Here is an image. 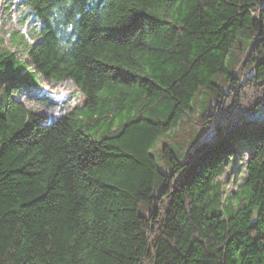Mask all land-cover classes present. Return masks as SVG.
Instances as JSON below:
<instances>
[{
    "label": "trees",
    "instance_id": "1",
    "mask_svg": "<svg viewBox=\"0 0 264 264\" xmlns=\"http://www.w3.org/2000/svg\"><path fill=\"white\" fill-rule=\"evenodd\" d=\"M91 1L23 0L40 37L0 47V264H264V0ZM67 80L85 103L54 119L19 97ZM202 90L201 133L156 156Z\"/></svg>",
    "mask_w": 264,
    "mask_h": 264
},
{
    "label": "rangeland",
    "instance_id": "2",
    "mask_svg": "<svg viewBox=\"0 0 264 264\" xmlns=\"http://www.w3.org/2000/svg\"><path fill=\"white\" fill-rule=\"evenodd\" d=\"M99 3L92 0L90 7L97 8ZM39 23L31 13V9L23 4V0H0V47L13 50L26 59L32 43L39 39ZM38 32V34H37ZM242 53L233 50L229 60L230 69H236L241 64ZM220 85L225 83V77L217 76ZM28 107L49 119H54L66 111L73 110L85 103V95L71 81L44 82L41 89H34L19 96ZM211 101V96L206 90H202L198 96L195 106L196 112L188 116L181 126L163 135L155 146L154 153L159 156L158 149L163 143L175 146L178 152L186 153L194 142V137L201 133L205 124L202 114ZM82 105V106H83ZM102 106L96 109H86L85 116L101 114ZM101 132L107 130L106 123L100 126ZM192 135L194 137H189ZM251 149L246 147L237 155L236 160H231L226 167L225 173L218 178L222 182L223 200L235 205L238 194L245 188L248 176V160ZM162 163V161H161ZM163 165V163H162Z\"/></svg>",
    "mask_w": 264,
    "mask_h": 264
},
{
    "label": "snow or ice",
    "instance_id": "3",
    "mask_svg": "<svg viewBox=\"0 0 264 264\" xmlns=\"http://www.w3.org/2000/svg\"><path fill=\"white\" fill-rule=\"evenodd\" d=\"M72 3L78 2V0H71Z\"/></svg>",
    "mask_w": 264,
    "mask_h": 264
}]
</instances>
